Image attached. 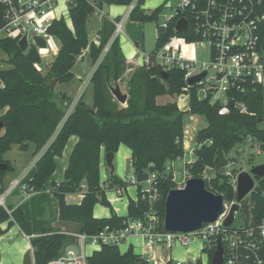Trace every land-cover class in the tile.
<instances>
[{
  "label": "trees",
  "instance_id": "16d2710c",
  "mask_svg": "<svg viewBox=\"0 0 264 264\" xmlns=\"http://www.w3.org/2000/svg\"><path fill=\"white\" fill-rule=\"evenodd\" d=\"M133 0H71L67 2L68 17L71 29L63 18L53 19L47 33L59 42V49L52 61L47 64L45 74L36 69L41 64L38 50L46 47V41L35 37L25 52H22L16 40L0 39V50L3 51L11 65L10 69L0 70V110L6 108L0 117V184L10 171L9 164L3 159L12 145L20 150H27V143L34 145V153L47 148L35 162V173L27 183V192H39L55 169V158L62 155L69 137L75 135L77 142L69 156L63 181L51 183V193L57 201L58 221L74 223L77 233L88 237L98 236L105 229L108 231L124 228L131 220L146 222L149 213L158 218V230L164 232V201L167 193L175 189L171 172L166 166L182 159L183 152V117L185 113L201 115L206 125L194 135L193 155L195 160L185 162L184 168L189 178H201L205 188L224 202L235 200L231 177L224 174L230 164L229 152L243 143L247 138L257 144L264 152V96L256 90H250L244 97L248 112L239 114L232 109L228 115L219 116L218 104L198 101L193 89L183 90V72L171 69L163 72L155 63L133 69L127 85V102L120 107L113 101L109 92L111 83H117L125 69L117 38H113L114 22L106 16L101 17L97 31L98 45L89 42L86 32V21L96 12L110 5H129ZM145 0H139L137 7L130 13L131 21L142 24L157 21L162 6L151 12L141 6ZM264 11V0H261ZM118 20H115V22ZM175 20L167 28L157 26L155 50L159 49L169 37L174 35ZM2 8L0 6V28L2 26ZM187 41L199 39L188 37ZM260 43L264 45V24L259 30ZM89 47L92 65L95 66L90 83L93 90V103L86 106L78 100L72 112L62 122L71 99L65 94H54L50 87L51 80L56 83H67L74 77L72 68L79 56ZM153 51V52H154ZM166 73V75H164ZM189 95V108L181 112L175 102L164 105L156 103L159 96L171 98ZM119 145L131 151V168L135 178L137 200H128L126 217H118L112 210L106 195V189H126L129 183L111 175L106 181V188L99 185L100 148L106 153L115 154ZM205 172L210 177H205ZM235 170L232 169V173ZM151 173L156 174L158 188L157 200L150 205L141 196V183ZM71 181L72 186L65 183ZM85 187L81 202L77 205L67 204L64 196L67 193L80 192ZM261 192L264 191V178L258 181ZM100 204L111 210L108 218H94L93 207ZM0 208V225H16L29 237L33 250L34 264H47L63 254L65 246L75 243V238L60 232H50L43 228L39 236H32L30 223L20 208ZM241 213L245 221L257 224L264 213V199L261 194L252 193L241 202ZM4 231L0 228V235ZM216 250L211 243L206 252L208 262ZM86 264H149L148 261L135 255L131 248L120 253L117 246L101 245L87 258ZM166 264H171L170 262ZM195 264H202L198 259Z\"/></svg>",
  "mask_w": 264,
  "mask_h": 264
},
{
  "label": "built area",
  "instance_id": "2783aa9c",
  "mask_svg": "<svg viewBox=\"0 0 264 264\" xmlns=\"http://www.w3.org/2000/svg\"><path fill=\"white\" fill-rule=\"evenodd\" d=\"M56 0H0L2 8V26L0 39H12L17 42L26 37L27 45L34 42V38L46 41V47L39 49L40 58L52 51V37L47 29L53 21V4ZM67 2L71 0H66ZM92 4L93 0H87ZM139 0H133L128 5L130 14L138 5ZM170 7L172 13L165 15V22L159 25L167 28L171 20H175L174 35L157 50L148 55H143L138 67L155 63L163 72L177 69L183 72V82L186 92L193 89L198 101L217 103V114L225 116L232 109L239 114L248 112L247 104L243 97L250 91H260L264 96V45L260 43L259 30L264 24V11L261 0H173ZM142 8V6H141ZM153 11V10H152ZM151 12V11H150ZM179 18L187 22L186 31L177 34L175 25ZM120 21L114 22V34L121 32ZM188 37L197 36L199 39L187 41ZM200 52V56L198 53ZM205 73V76L190 86L186 81L194 76ZM3 87L0 81V88ZM185 97L189 108V95ZM233 106H228L229 102ZM75 104H70L66 109L62 122L72 112ZM262 151L257 146L255 155ZM225 169L224 174L231 177L233 189L236 193L237 176L245 171L244 167ZM166 172H171L173 177L177 173L171 165L166 166ZM135 184L134 177L125 181ZM19 185V180H13L4 188L0 184V208L6 210V199L11 191ZM258 186V182H254ZM82 189L85 188L83 185ZM259 187V186H258ZM27 192L26 186L21 188ZM119 196L123 188H115ZM141 196L152 205L158 196L156 174L151 173L147 180L141 183ZM254 193V192H252ZM250 193L246 198H248ZM257 194V193H256ZM264 199V191L259 192ZM235 202L223 201V212L212 223L203 224L199 229L188 233H168L158 230V218L153 213L146 216V222L131 220L124 228L108 231L105 229L98 236L88 237L84 234H71L79 246V252H67L48 261L47 264H86L87 258L101 245L120 246L128 236L139 234L149 247L154 245L164 246L167 249L179 245L187 248L195 238L202 241L201 252L207 250L211 243L217 247L222 246V264H264V213L258 223L245 221L241 213V204L238 212L234 213L232 223L226 227L225 220L230 208ZM240 215L241 222L235 224L236 216ZM33 252V250H32ZM207 257V253H202ZM32 264L33 256H32ZM175 264H182L175 262Z\"/></svg>",
  "mask_w": 264,
  "mask_h": 264
},
{
  "label": "crops",
  "instance_id": "0c3cea01",
  "mask_svg": "<svg viewBox=\"0 0 264 264\" xmlns=\"http://www.w3.org/2000/svg\"><path fill=\"white\" fill-rule=\"evenodd\" d=\"M54 11L55 8L53 9V18L60 19L55 16ZM129 15L128 5H110L105 7L102 11H96L86 21V32L89 37V42H93L95 45H98L97 31L100 28L102 16H106L112 22H115V20L122 22L121 32L117 35L113 33V38H117L120 52L125 59L124 74L130 72V69L135 65H139L141 63V57L145 55L139 49L138 36L135 31V25L141 26L143 24L131 21ZM66 25L71 29L69 17ZM51 44L53 50L49 51L45 58L48 56L54 57L57 54L59 42L52 38ZM94 68L95 66L92 65L88 47L83 51L82 55L78 57L72 68V73L74 75L73 79L67 83H56L53 88L54 94H65L71 99V104H75L78 100H82L86 106L91 107L93 103V90L90 77ZM87 91L89 94L86 97ZM181 99L182 97L177 96L175 103L178 109L185 113L188 111V102L185 98L184 102H182V106H180L179 101ZM5 111L6 108L3 110L2 115ZM189 115L190 114L185 113L183 117V137L184 134H192L194 138L195 133L200 128L198 127L197 121L191 120ZM76 142L77 137L75 135L69 137L62 155L54 160L55 169L53 174L43 185L42 189L36 193L23 192L21 188L26 186L33 178L35 173V162L45 151L47 146L35 154V148L32 143H27L26 151L20 150L18 145H12L10 150L3 155V159L9 164L10 171L3 178L2 186L7 188L13 180H19V185L11 191L6 199V207L7 209L20 208L22 210L26 220L30 223L32 236H39L42 233V229L46 227L49 228L50 232H60L68 236L77 233L76 224L58 221L57 201L50 191L52 182L60 183L63 181L64 171L67 168L69 156ZM193 149L194 140L193 147L191 150H188V153L193 154ZM105 153L104 148L101 147L99 156V185L103 189L106 188V181L111 176L110 170L106 167L104 162ZM186 156L184 152L183 159L170 162L168 165H171L176 170L180 167L178 162L180 161L181 164H183L181 160H184ZM130 162V149L124 145H119L114 154V172L112 175L123 182H125L128 177H134ZM84 190L85 188L80 192L65 194V202L71 205L79 204ZM105 195L114 213L118 217H126L128 200L131 199L136 201L138 190L136 185L130 184L124 189L121 196L117 195L114 189H106ZM123 196L126 197L123 198ZM92 215L94 218L98 219L108 218L111 215V210L100 204H96L93 207ZM0 228L4 231V233L0 235V264H22L25 253L27 251L32 252L29 237L23 234L16 225L8 226V222L2 223ZM129 248L132 249L135 255L145 258L149 264H166L168 262L171 264L181 262L183 264L185 260L190 259L193 260L195 264L198 259H201V256H204L201 253V246L195 247L192 243L189 244L187 248H183L179 245H175L174 248L170 249L160 245L149 247L139 234L128 236L122 241L120 246H118V250L122 254ZM205 258L207 260V257ZM203 262L205 261H202V263Z\"/></svg>",
  "mask_w": 264,
  "mask_h": 264
},
{
  "label": "water",
  "instance_id": "95a60500",
  "mask_svg": "<svg viewBox=\"0 0 264 264\" xmlns=\"http://www.w3.org/2000/svg\"><path fill=\"white\" fill-rule=\"evenodd\" d=\"M187 22L184 18H179L175 25L177 34L186 31ZM93 35V34H92ZM17 45L22 52H25L28 45L26 37H22ZM166 75V73H164ZM205 76V73L189 78L186 83L194 85L198 80ZM56 81L50 82L53 89ZM112 97L120 104L125 105L127 95L123 94L118 85L109 87ZM228 106L232 107L230 101ZM2 123L0 122V129ZM114 154L105 153L104 162L112 175L114 172L113 165ZM264 178V164L253 166L248 172H241L236 179V197L232 204L229 215L225 220V226L228 227L234 218V213L238 212L241 202L252 192L259 193L258 186H254L255 181ZM66 186H72L71 181L65 183ZM223 212V199L221 196L209 192L201 178H188L182 188L170 190L164 201L163 228L168 233H188L199 229L203 224L214 222ZM222 246L218 242L215 252L210 259L209 264H222ZM33 252L27 251L23 257L22 264H32Z\"/></svg>",
  "mask_w": 264,
  "mask_h": 264
},
{
  "label": "rangeland",
  "instance_id": "374dc122",
  "mask_svg": "<svg viewBox=\"0 0 264 264\" xmlns=\"http://www.w3.org/2000/svg\"><path fill=\"white\" fill-rule=\"evenodd\" d=\"M174 4L173 0H145L142 9L146 12H150L157 7L162 6V11L159 14V17L157 21H151L144 23L143 25H135L136 26V35L138 36V45L139 49L141 52H143L145 55L151 54L154 49H155V41H156V31H157V26L161 25L162 23L165 22V15H168L172 13V9L170 7ZM123 6V5H120ZM55 8L54 14L58 18H63L65 23L68 22V15H67V1L66 0H56V2L53 4V9ZM200 56V52L198 53ZM53 57L48 56L41 58V64L36 65V69L41 72L42 74H45L46 72V65L49 64L52 61ZM138 65H135L130 69V72L124 74V71L121 74L120 80H118L117 83H111L110 87H114L115 85H118L120 88V91L123 94L127 95V85L126 82L133 71V69L137 68ZM11 65L9 64V59L7 55L0 50V70H7L10 69ZM125 70V69H124ZM3 84V83H2ZM89 92H86V97L88 96ZM182 102H184L185 98L182 97ZM113 101L119 105L120 107H125V105H120L114 98ZM157 104L163 105L167 102H176V97L171 98L168 95L164 96H159L156 99ZM5 109V108H4ZM0 110V117L2 116L3 110ZM191 120L197 121L198 127L203 128L206 125V122L204 118L201 115H189ZM1 122V121H0ZM264 125V123L262 124ZM184 145H183V152L186 153V157L184 160H181V162H178V165L180 166L177 168L175 171L177 172L174 177V183L176 188H182L184 186L185 181L189 178L185 168H184V163L185 162H192L195 160V157L193 154H189L188 150H191L193 147V135L192 134H184ZM257 148V144L253 142L251 139L247 138L243 143L236 145L228 154V157L230 158V164L228 165V168L230 169H238L240 167H244L245 170L249 171L253 166L264 164V152H261L259 155L254 154V150ZM184 158V156H183ZM182 158V159H183ZM205 177H210L209 172H205ZM175 188V189H176ZM126 196H123L125 198ZM241 222V217L240 215L236 216V221L235 224L239 225ZM191 243L195 246H202V241L200 239H193ZM190 243V244H191ZM175 247V246H174ZM173 247V248H174ZM67 252H73V253H78L79 252V246L78 243L75 241L73 244H69L65 246L63 253ZM201 260L205 261L202 264H207L208 258L204 256H201ZM193 260H185L183 264H194Z\"/></svg>",
  "mask_w": 264,
  "mask_h": 264
},
{
  "label": "bare ground",
  "instance_id": "6f19581e",
  "mask_svg": "<svg viewBox=\"0 0 264 264\" xmlns=\"http://www.w3.org/2000/svg\"><path fill=\"white\" fill-rule=\"evenodd\" d=\"M179 104H180V106H182V104H183V103H182V100L179 101Z\"/></svg>",
  "mask_w": 264,
  "mask_h": 264
}]
</instances>
